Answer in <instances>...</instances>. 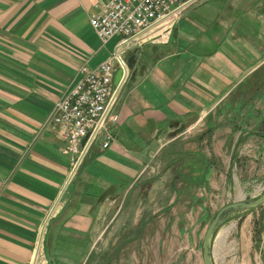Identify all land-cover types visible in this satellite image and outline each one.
Segmentation results:
<instances>
[{
  "label": "crops",
  "instance_id": "crops-1",
  "mask_svg": "<svg viewBox=\"0 0 264 264\" xmlns=\"http://www.w3.org/2000/svg\"><path fill=\"white\" fill-rule=\"evenodd\" d=\"M108 1L0 0V264H88L150 163L173 152L194 161L196 146L220 151L239 135L238 88L264 66V0H201L166 43L125 48L133 66L113 111L114 141L104 149L100 139L72 172L48 119L79 69L117 50L119 38L103 45L90 25Z\"/></svg>",
  "mask_w": 264,
  "mask_h": 264
},
{
  "label": "rangeland",
  "instance_id": "rangeland-1",
  "mask_svg": "<svg viewBox=\"0 0 264 264\" xmlns=\"http://www.w3.org/2000/svg\"><path fill=\"white\" fill-rule=\"evenodd\" d=\"M257 73L238 88L244 98L237 100L239 113L233 116L239 133L233 147L219 151L205 143L192 151L194 161L193 153L173 152L162 163H150L136 192L94 244L88 264H204L202 244L213 216L264 192V138L255 136L264 129V66ZM242 109L249 110L241 114ZM203 152L210 159L205 164ZM263 226L264 205L234 212L214 236V263H260ZM150 230L157 235L143 238Z\"/></svg>",
  "mask_w": 264,
  "mask_h": 264
},
{
  "label": "built area",
  "instance_id": "built-area-1",
  "mask_svg": "<svg viewBox=\"0 0 264 264\" xmlns=\"http://www.w3.org/2000/svg\"><path fill=\"white\" fill-rule=\"evenodd\" d=\"M200 1L109 0L90 17L103 45L116 37L120 40L115 53L97 68L85 65L79 69V78L56 102L48 119L66 142L73 171L99 138L104 149L114 141L110 126L118 121L113 111L120 90L114 87L113 79L117 68L127 67L125 48L148 40L166 43L183 12Z\"/></svg>",
  "mask_w": 264,
  "mask_h": 264
},
{
  "label": "water",
  "instance_id": "water-1",
  "mask_svg": "<svg viewBox=\"0 0 264 264\" xmlns=\"http://www.w3.org/2000/svg\"><path fill=\"white\" fill-rule=\"evenodd\" d=\"M140 53V51H139ZM134 58V57H133ZM132 59V58H131ZM126 68H117L115 73L113 84L117 90H120L126 81L129 73V68L132 67L130 60L126 62ZM87 141V137L83 139L84 145ZM76 170L73 171L75 173ZM264 205V192L256 199H239L224 207H222L211 219L202 244V256L204 264H215L213 256V240L218 229L230 218V216L236 212L247 209H257ZM39 251V249H38ZM38 253V252H37Z\"/></svg>",
  "mask_w": 264,
  "mask_h": 264
},
{
  "label": "trees",
  "instance_id": "trees-1",
  "mask_svg": "<svg viewBox=\"0 0 264 264\" xmlns=\"http://www.w3.org/2000/svg\"><path fill=\"white\" fill-rule=\"evenodd\" d=\"M256 134L260 135L261 137H264V129L256 131Z\"/></svg>",
  "mask_w": 264,
  "mask_h": 264
}]
</instances>
